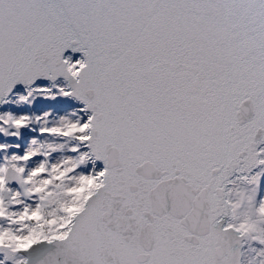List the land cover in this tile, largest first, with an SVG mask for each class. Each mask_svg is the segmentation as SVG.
I'll return each mask as SVG.
<instances>
[{"label":"snow or ice","instance_id":"obj_1","mask_svg":"<svg viewBox=\"0 0 264 264\" xmlns=\"http://www.w3.org/2000/svg\"><path fill=\"white\" fill-rule=\"evenodd\" d=\"M0 264H264V0H0Z\"/></svg>","mask_w":264,"mask_h":264}]
</instances>
